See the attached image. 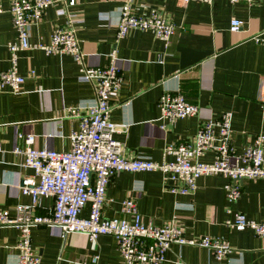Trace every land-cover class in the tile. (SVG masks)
Masks as SVG:
<instances>
[{
    "label": "crops",
    "instance_id": "0c3cea01",
    "mask_svg": "<svg viewBox=\"0 0 264 264\" xmlns=\"http://www.w3.org/2000/svg\"><path fill=\"white\" fill-rule=\"evenodd\" d=\"M124 1L77 0L71 9L81 14L77 35L89 64H105L109 53L116 51L122 83L112 97L111 120L117 127L113 137L123 144L126 155L171 161L172 155H163L167 145L193 136L200 115L218 117L224 111L232 113L231 139L237 152H242L256 134L264 136V42L253 37L258 32L264 36V0H133L138 14L149 13L156 6L165 9L175 24L166 45L150 29L135 28L116 39L118 10ZM1 2L10 7L11 0ZM60 6L57 1L45 10L32 27V41L49 42L53 29L65 24L67 17L59 12ZM233 17L242 20L234 31L229 29ZM16 35L12 13L1 12L0 70L11 64L7 42ZM19 70L27 74L22 91L0 90V142L4 149L0 152V211L12 214L18 205L33 204L32 195L19 187L21 178L32 175L33 169L23 168L22 156L13 152L20 144L17 133L36 135L39 148L70 150V134L78 121L68 117L65 109L94 97L91 84L79 80V64L70 54L24 49L20 51ZM167 86L178 87L187 100L197 104L199 115L162 127L157 100ZM212 158V153H206L200 160ZM196 183L195 193L179 194L168 189L158 171H122L110 179L102 211L106 217L123 216L121 201L135 197L145 220L160 225L178 218L186 237H223L232 247L227 258L217 262L208 249L171 244L161 264H264V240L250 229L238 231L225 225L228 179L217 173L202 175ZM35 204L37 214H46L54 199L42 195ZM231 208L261 221L264 180H243L240 197ZM88 214L86 204L80 216ZM19 234L16 227L0 228V264L15 263ZM32 245L43 264L90 262L95 254L99 255L98 264H122L112 235L91 239L83 233H71L62 238L41 225L32 230Z\"/></svg>",
    "mask_w": 264,
    "mask_h": 264
},
{
    "label": "built area",
    "instance_id": "2783aa9c",
    "mask_svg": "<svg viewBox=\"0 0 264 264\" xmlns=\"http://www.w3.org/2000/svg\"><path fill=\"white\" fill-rule=\"evenodd\" d=\"M60 1L59 12L66 15V22L57 25L49 42L31 40L32 27L38 23L45 10ZM184 2L189 0H183ZM211 3L212 0H200ZM231 2L253 0H230ZM77 0H11L5 8L0 0V13L9 10L17 35L8 40L10 66L0 70V90L20 92L27 78L19 70L20 51L41 48L47 53L70 54L79 64V80L89 82L94 97L89 102L66 107V115L75 118L78 125L71 131V149L58 151L35 145L36 135L17 133L13 152L22 156L21 166L33 169V174L21 178L20 189L33 197V204L18 205L15 213L0 211V228L16 227L20 230L15 247L18 250L14 264H43L39 253L32 245V230L45 225L65 238L71 233H83L94 239L99 235H112L122 264H161L171 244L190 245L211 251L213 258L221 262L227 258L232 247L223 237L201 235L186 237L178 218H171L157 225L144 219L138 210L135 197L121 201L123 216L106 217L102 207L105 191L110 179L119 172L158 171L171 192L193 194L196 180L202 175L221 173L228 179L225 225L234 230L250 229L264 240V218L261 221L247 218L244 213L234 211L231 204L241 194L243 180H264V147L262 133L256 134L242 152H237L231 139V111L218 117H201L196 133L188 140L169 144L163 155H172L173 160L152 161L144 156H128L123 144L114 139L117 131L111 120L112 97L118 92L122 75L115 50L109 53L105 64H89L77 35V22L81 14L71 9ZM242 24L239 18H231L229 29L237 30ZM116 39L132 29H150L166 45L175 30V24L166 16V11L156 6L149 13L138 14L133 9V0H125L118 10ZM263 41L260 32L253 35ZM35 70L31 69L30 74ZM126 103V102H125ZM162 127L186 116L199 115L197 104L187 100L178 87H165L157 100ZM22 142V144H21ZM18 143V142H17ZM0 142V152H3ZM212 153L211 161L200 157ZM54 199L52 210L37 214L36 201L39 196ZM89 203L87 217L80 216ZM1 246V244H0ZM99 255H92L90 262L70 261L69 264H98Z\"/></svg>",
    "mask_w": 264,
    "mask_h": 264
},
{
    "label": "rangeland",
    "instance_id": "374dc122",
    "mask_svg": "<svg viewBox=\"0 0 264 264\" xmlns=\"http://www.w3.org/2000/svg\"><path fill=\"white\" fill-rule=\"evenodd\" d=\"M87 204H89V203H87ZM89 206H90V204H89Z\"/></svg>",
    "mask_w": 264,
    "mask_h": 264
}]
</instances>
